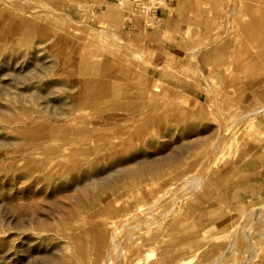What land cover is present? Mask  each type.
<instances>
[{
    "label": "rangeland",
    "instance_id": "374dc122",
    "mask_svg": "<svg viewBox=\"0 0 264 264\" xmlns=\"http://www.w3.org/2000/svg\"><path fill=\"white\" fill-rule=\"evenodd\" d=\"M157 5L0 0V264H264V0Z\"/></svg>",
    "mask_w": 264,
    "mask_h": 264
},
{
    "label": "bare ground",
    "instance_id": "6f19581e",
    "mask_svg": "<svg viewBox=\"0 0 264 264\" xmlns=\"http://www.w3.org/2000/svg\"><path fill=\"white\" fill-rule=\"evenodd\" d=\"M198 199V198H197ZM151 208V207H150ZM260 210V209H259ZM253 211L254 212H256V211H258L257 209H253ZM143 212V211H142ZM148 212V211H147ZM146 212V214H148ZM260 212V211H259ZM145 213V212H144ZM143 213V214H144ZM252 214H253V212H252ZM263 214V213H262ZM248 215V214H247ZM262 216H264V215H262ZM250 217H251V214H250ZM160 220V219H159ZM156 221V220H155ZM155 221H154V223H155ZM151 222V221H150ZM149 222V223H150ZM151 224V223H150ZM153 224V223H152ZM137 227H139L140 228V226L141 225H136ZM136 226H135V228H136ZM133 227V226H132ZM142 227V226H141ZM148 227V226H147ZM138 228V229H139ZM146 228V226L143 228V229H145ZM129 229H131V228H129ZM132 229H134V228H132ZM140 229H142V228H140ZM237 229V228H236ZM146 230H148V229H146ZM139 231H141V230H139ZM238 232V231H237ZM132 233V232H131ZM155 233H157V232H155ZM137 234H139V233H137ZM238 234L236 233V236H237ZM158 238V237H157ZM115 242H117L116 240H115ZM119 243V242H118ZM235 243V241L233 242V244ZM237 245V244H236ZM233 246V245H232ZM232 246L230 247V248H228V252H230V250H232ZM119 247V246H118ZM233 247H235V245L233 246ZM114 249H119V248H114ZM235 250V249H234ZM116 250H112V251H107V252H105V253H103V254H100V255H98V257L96 258V260L93 262L94 264H112L113 263V258H115V257H118V255L117 256H114L115 255V252ZM232 252H234V251H232ZM114 253V254H113ZM235 253V252H234ZM224 255L225 254H222L221 253V256L220 257H218V258H216V260L213 262L214 264H218V263H221L222 261V258L224 257ZM122 264V263H121ZM223 264V263H222Z\"/></svg>",
    "mask_w": 264,
    "mask_h": 264
},
{
    "label": "built area",
    "instance_id": "2783aa9c",
    "mask_svg": "<svg viewBox=\"0 0 264 264\" xmlns=\"http://www.w3.org/2000/svg\"><path fill=\"white\" fill-rule=\"evenodd\" d=\"M175 0H157V2L160 3V5H157L155 12L157 10H162L164 9L166 6L170 5L171 3H173Z\"/></svg>",
    "mask_w": 264,
    "mask_h": 264
}]
</instances>
